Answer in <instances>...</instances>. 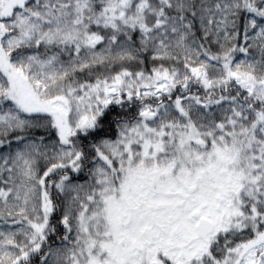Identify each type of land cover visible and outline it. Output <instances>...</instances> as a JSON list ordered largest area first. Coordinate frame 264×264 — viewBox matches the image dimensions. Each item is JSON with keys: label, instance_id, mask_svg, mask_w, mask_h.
I'll use <instances>...</instances> for the list:
<instances>
[{"label": "snow or ice", "instance_id": "6c2138e0", "mask_svg": "<svg viewBox=\"0 0 264 264\" xmlns=\"http://www.w3.org/2000/svg\"><path fill=\"white\" fill-rule=\"evenodd\" d=\"M0 264H264V0H0Z\"/></svg>", "mask_w": 264, "mask_h": 264}]
</instances>
